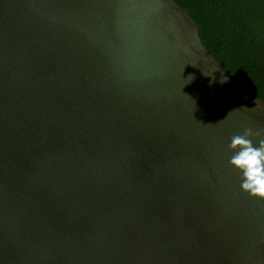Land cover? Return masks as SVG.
Here are the masks:
<instances>
[{
  "label": "water",
  "instance_id": "95a60500",
  "mask_svg": "<svg viewBox=\"0 0 264 264\" xmlns=\"http://www.w3.org/2000/svg\"><path fill=\"white\" fill-rule=\"evenodd\" d=\"M245 128L174 0H0V264H264Z\"/></svg>",
  "mask_w": 264,
  "mask_h": 264
},
{
  "label": "trees",
  "instance_id": "16d2710c",
  "mask_svg": "<svg viewBox=\"0 0 264 264\" xmlns=\"http://www.w3.org/2000/svg\"><path fill=\"white\" fill-rule=\"evenodd\" d=\"M238 91L264 102V0H174Z\"/></svg>",
  "mask_w": 264,
  "mask_h": 264
},
{
  "label": "clouds",
  "instance_id": "9594fccd",
  "mask_svg": "<svg viewBox=\"0 0 264 264\" xmlns=\"http://www.w3.org/2000/svg\"><path fill=\"white\" fill-rule=\"evenodd\" d=\"M251 128L230 137L227 144L231 156L228 164L240 173V189L253 198L264 199V139Z\"/></svg>",
  "mask_w": 264,
  "mask_h": 264
}]
</instances>
